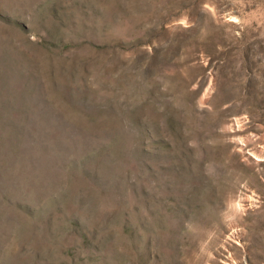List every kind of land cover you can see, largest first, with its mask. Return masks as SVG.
Masks as SVG:
<instances>
[{
	"label": "rangeland",
	"instance_id": "374dc122",
	"mask_svg": "<svg viewBox=\"0 0 264 264\" xmlns=\"http://www.w3.org/2000/svg\"><path fill=\"white\" fill-rule=\"evenodd\" d=\"M0 264H264V0H0Z\"/></svg>",
	"mask_w": 264,
	"mask_h": 264
}]
</instances>
